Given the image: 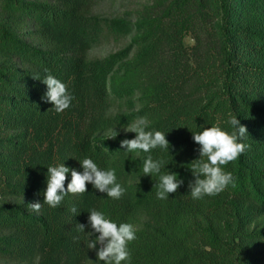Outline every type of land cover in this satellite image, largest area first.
Here are the masks:
<instances>
[{
    "label": "trees",
    "instance_id": "obj_1",
    "mask_svg": "<svg viewBox=\"0 0 264 264\" xmlns=\"http://www.w3.org/2000/svg\"><path fill=\"white\" fill-rule=\"evenodd\" d=\"M88 2L0 0V253L79 258L99 235L87 234L91 210L132 223L137 198L120 179L136 169L150 224L136 230L131 260L121 264H264V229L253 226L264 215V0H149L128 29L93 24L83 12ZM123 34L131 37L126 48L85 61L89 43ZM45 68L74 97L63 113L42 99L47 86L32 78L43 79ZM137 91L146 130L165 133L169 149L129 153L120 141L136 134L108 130V100H137ZM230 115L249 135L241 141L249 148L222 166L234 186L193 199L188 186L199 145L192 132L214 125L231 132ZM135 119L123 116L117 124ZM148 155L164 161L161 174L170 170L183 180L168 199L156 197L159 175L143 174ZM86 157L114 169L125 194L113 200L89 183L86 193L68 194L55 208L43 203L47 167L70 169L67 189L71 169L82 172ZM37 201L38 213L27 207Z\"/></svg>",
    "mask_w": 264,
    "mask_h": 264
},
{
    "label": "clouds",
    "instance_id": "obj_2",
    "mask_svg": "<svg viewBox=\"0 0 264 264\" xmlns=\"http://www.w3.org/2000/svg\"><path fill=\"white\" fill-rule=\"evenodd\" d=\"M46 75L43 79L39 75L33 76V79L40 80L47 86L42 99L46 103L53 105L56 113H63L71 106L74 97L69 93L67 85L54 77L50 70H43ZM227 123L232 131L222 130L219 126L205 127L201 132H192V138L199 145V159L192 162L191 171L195 180L189 183L190 195L193 199H201L204 196H214L222 192L229 184L234 186V179L231 172L224 171L222 166L235 161L243 154L249 145L241 142L248 135L246 126L241 125L236 116L230 115ZM149 121L146 117H139L134 123L124 130L136 134L134 139H123L120 141L121 148L126 152L143 151L151 152L156 148L169 149V141L166 134L161 131L146 130ZM118 133L109 139H114ZM206 158V160L204 159ZM83 171L71 169V181L65 189L66 174L70 171L64 164L47 167V187L43 193V203L55 208L60 205L64 197L68 194L82 195L87 192V185L90 183L94 189L101 193H106L107 197L113 200H119L124 194L125 189L120 183H117L115 170H101L91 158H84L79 161ZM191 162V163H192ZM163 160H154L148 155L143 162V174L145 176L152 174L159 175V181L154 185L158 190L157 199L165 200L169 198L170 193H175L183 184V180L178 179V174L168 170L166 174H161L164 167ZM27 207L33 212H39L42 203H28ZM70 211L78 215V210L73 206ZM88 217V224L92 231L87 234L92 237L93 232L99 233L95 239L88 243L89 249H96L97 259L104 264H121L123 261H130L131 254L128 249L130 242L136 240V229L130 223L113 222L105 215L95 209L91 210ZM77 229L80 233H85V225L77 223Z\"/></svg>",
    "mask_w": 264,
    "mask_h": 264
},
{
    "label": "rangeland",
    "instance_id": "obj_3",
    "mask_svg": "<svg viewBox=\"0 0 264 264\" xmlns=\"http://www.w3.org/2000/svg\"><path fill=\"white\" fill-rule=\"evenodd\" d=\"M149 0H89L84 7V14L91 20L93 24L97 22L117 23L120 29L125 26L127 29L134 22L139 11L147 5ZM120 31V30H119ZM25 38L31 43L38 44L39 41L33 36L26 35ZM130 36L122 35L116 39L110 37L108 41L101 44L89 43L84 51V59L86 62H95L101 59L112 57L113 55L126 48L130 43ZM139 92L137 91V100L133 98H114L108 100L105 116L109 122V128L118 130L121 134H129L124 129L135 122L140 116L139 109L141 100L139 99ZM137 114V116H136ZM134 115L136 119L127 124H117L123 116ZM143 175L140 170L134 169L131 173L126 174L120 179V183L124 184L137 198L138 207L133 217L132 225L135 229H143L150 224L149 217L146 213V208L142 202ZM24 200L21 201L23 203ZM30 203V202H29ZM32 203V202H31ZM253 226L256 229H264V215L254 219ZM6 232H0V237L4 236ZM0 264H99L97 260L96 249H89L86 247L81 256L73 259L69 256H62L57 258L55 255L49 256L45 252L34 251L26 256H14L0 253Z\"/></svg>",
    "mask_w": 264,
    "mask_h": 264
}]
</instances>
